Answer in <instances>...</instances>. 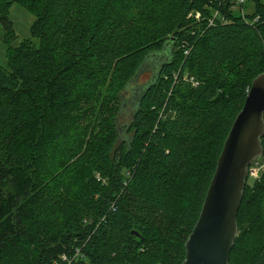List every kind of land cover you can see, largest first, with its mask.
Masks as SVG:
<instances>
[{"label":"trees","instance_id":"trees-1","mask_svg":"<svg viewBox=\"0 0 264 264\" xmlns=\"http://www.w3.org/2000/svg\"><path fill=\"white\" fill-rule=\"evenodd\" d=\"M234 1L0 0V264H64L76 248L71 264L183 263L264 72V3L243 15ZM14 3L35 16L16 46ZM161 52L134 106L137 73ZM237 221L230 264H264V174Z\"/></svg>","mask_w":264,"mask_h":264},{"label":"water","instance_id":"water-1","mask_svg":"<svg viewBox=\"0 0 264 264\" xmlns=\"http://www.w3.org/2000/svg\"><path fill=\"white\" fill-rule=\"evenodd\" d=\"M165 52L144 63L137 73L152 64L155 79L167 61ZM159 62V63H158ZM154 65H159L155 70ZM145 85L134 88L132 102L140 103ZM138 95V98L136 99ZM136 96V97H135ZM264 73L251 85L242 110L236 116L218 159L200 217L186 241L182 264H230L231 251L238 236V213L247 186L249 167L264 154ZM138 235V232L133 231Z\"/></svg>","mask_w":264,"mask_h":264},{"label":"rangeland","instance_id":"rangeland-1","mask_svg":"<svg viewBox=\"0 0 264 264\" xmlns=\"http://www.w3.org/2000/svg\"><path fill=\"white\" fill-rule=\"evenodd\" d=\"M261 1L264 3V0H261ZM253 7H254V1L253 0H245V5L243 6V11H245V13H248L251 10H253ZM237 12L240 13L239 8H237ZM10 18H11V20L14 23V29H15V32H16V35H17V38L12 42L11 45L16 46V45H18L20 43V41L22 39H25V38H28V37L31 36L30 29H31V25H32V23H33V21L35 19V16L27 7L23 6L20 3H14L12 5V7H11ZM3 35H4V31L2 30V25L0 24V64L4 65V66H7L8 65V58H7L8 44L2 40ZM254 60H255L254 58L249 59L247 61L248 66L251 65ZM258 63H259V61L256 62V65ZM151 66H152V64L149 65L148 68L144 69L141 72V74L139 76V79L136 82L137 86H135V88L139 87L138 84L145 85V84H147L150 81V79L152 77V74H153L152 69H150ZM154 68H155V70L158 69L159 65H154ZM257 69H258L257 67H254L253 71H255ZM262 73H264V72H262ZM187 76H189V74H188V72H185V79H187ZM190 80L194 81L193 77ZM109 82H110V80H109ZM193 84L197 85L198 82L194 81ZM108 87L109 86L106 85L105 89H104L105 97H106V94L109 92ZM132 91L133 90L130 91L131 92V96H133V92ZM137 98H138V95H137L136 99ZM135 102L136 101H134V106H136ZM103 117H104V114H103L102 118ZM124 121H126V120H123L122 122L124 123ZM256 160H261L262 162H264V154H262L261 156L257 157ZM261 168H262V166L260 167V169ZM263 174H264V170H263V172L261 174V177L263 176ZM247 181H248V183H250V185L253 184V181H251V180L249 181V177H248ZM79 251H80V249L76 248L75 255L73 257L70 256L69 254L63 256V258H62L63 263L64 264H71L79 256Z\"/></svg>","mask_w":264,"mask_h":264},{"label":"built area","instance_id":"built-area-1","mask_svg":"<svg viewBox=\"0 0 264 264\" xmlns=\"http://www.w3.org/2000/svg\"><path fill=\"white\" fill-rule=\"evenodd\" d=\"M245 4V0H235L234 1V5H233V8H239L242 12L243 15H245V11H243V9H241V6ZM218 14V12L215 13V16ZM197 18H200V13H196L195 15ZM259 19V17H256L252 22H249V23H254L256 22L257 20ZM213 21L212 20L210 23L213 24ZM188 52V51H186ZM257 159V158H256ZM254 160L250 167H249V174H248V177H249V181H257V180H260L261 178V174L264 170V162H262L261 160ZM262 166V168L260 169V167ZM262 170V171H261Z\"/></svg>","mask_w":264,"mask_h":264}]
</instances>
